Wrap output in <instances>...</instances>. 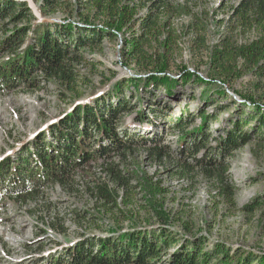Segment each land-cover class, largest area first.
Returning a JSON list of instances; mask_svg holds the SVG:
<instances>
[{"label":"trees","instance_id":"trees-1","mask_svg":"<svg viewBox=\"0 0 264 264\" xmlns=\"http://www.w3.org/2000/svg\"><path fill=\"white\" fill-rule=\"evenodd\" d=\"M185 1L187 4L178 5L175 0H41L43 18L66 10L79 16L68 17L62 24L39 21L28 1L0 0V95H33L53 85L66 101L79 99L82 87L89 83L79 67L85 54L101 48L106 40L122 41L123 65L134 67L137 75L116 80L108 94L92 102L74 104L57 123L21 146L14 158L0 162V205L5 198L37 205L45 198V188L61 186L70 194L88 196L97 211L120 229L105 238L85 235L62 254L41 257L39 264H264V255L242 249L216 245L207 251L206 241L194 238L181 243L183 237L167 227L166 217L155 204L151 210L161 223L156 229L136 213L147 208L138 203L142 189L160 198L169 194L160 183H153L145 174L139 177L126 164L138 151L146 152L155 166L175 169V178L180 180H193L200 170L217 183L225 203L236 208L237 188L226 176L229 160L255 140L264 146V96H257L264 92V0H240L216 43L207 39L205 12L192 9L199 6L198 0ZM183 14L193 19L176 24ZM184 51L206 66V80L178 63ZM246 75L256 81L246 95L235 91L240 104L232 102L239 106L240 116L230 119L232 128L211 154L208 132L218 115L207 112L208 104L216 94L231 100L217 82L232 88ZM196 85L203 87L202 105L191 111L185 103L179 117L173 119L174 130L180 134L179 159H173L159 139L127 131L120 134L122 124L136 110L131 100L141 104L145 92L156 95L160 89L168 99L176 100L179 87ZM212 87L215 91H208ZM243 107L253 113L244 118ZM196 119L201 120L198 127H194ZM145 120L141 107L134 121ZM47 134L53 141H47ZM202 150H206L207 160L196 158ZM75 177L82 178L84 190L78 188ZM261 207L257 202L247 210L255 213ZM60 219L55 218L52 226L60 222L66 229ZM125 225L130 228L122 232Z\"/></svg>","mask_w":264,"mask_h":264},{"label":"rangeland","instance_id":"rangeland-1","mask_svg":"<svg viewBox=\"0 0 264 264\" xmlns=\"http://www.w3.org/2000/svg\"><path fill=\"white\" fill-rule=\"evenodd\" d=\"M40 2L41 0H29L39 21L63 23L68 17L71 20L79 19L77 15L71 16L69 10L43 18L39 12ZM175 3L187 4L185 0H175ZM236 3V0H198V7L190 5L197 13H208H204L202 17L207 20V39L210 43H216L221 37L224 23L228 21ZM192 19L191 16L183 14L175 23L187 24ZM184 39L187 42V38ZM121 47L120 39L113 43L106 40L101 48L85 54L86 60L79 69L89 83L88 86L82 87V96L79 99L66 101L58 95L53 85L33 95L22 92L0 95V162L6 157L14 158L21 146L30 143L38 133L57 123L65 113L72 110L74 104L92 102L100 95L108 94L116 80L137 76L134 67L123 65ZM181 62L187 65L190 72L204 80L207 79L206 66L200 60H193L189 51H184L183 58L178 63ZM169 76L173 77L170 74ZM255 81L252 76L246 75L234 83L232 88L217 82L227 91L229 97L231 96V100H222L221 96L216 94L213 102L208 104L210 107L207 112L218 115V120L208 132L207 148H213L211 154L218 148L216 146L219 138L232 128L230 119L234 120L240 116L239 106L232 102L240 104V98L235 91L238 95H246ZM202 89L200 85L179 87L176 100L168 99L164 89L157 91L156 95L145 92L141 104L131 100L136 110L126 119L127 124H122L120 134L123 135L127 131L129 135L137 133L147 139H159L162 146L169 149L171 157L179 159V152L172 150L180 142V134L174 130L173 119L179 117L185 103L191 111L202 105ZM208 91H215V88H208ZM125 94L127 97L131 95L128 89ZM261 95L264 96L263 91L257 93L258 97ZM220 106L224 108L218 110ZM141 107L145 110L147 119L143 123L134 121L136 112H139ZM243 110L244 118L253 113L248 107H243ZM199 123L200 121L196 120L194 127ZM52 137L47 134V141H53ZM206 157L204 150L198 159L203 161ZM229 161L230 169L226 176L237 188L236 208L225 203L218 195L217 183L210 181L200 170L193 180H180L175 178V169L165 164L162 167L155 166L146 152L138 151L126 164L135 170L139 177L145 174L153 183H160L169 194L167 198H160L142 189L138 203L146 205L147 208H141L136 213H139L140 219L150 221L156 229L160 221L151 207L155 204L166 217L164 221H167V227L183 237L181 243L185 238L201 239L206 241L207 251L219 245L231 250L242 249L251 254L264 255V146H258L255 140L236 152ZM116 162H119V159H116ZM93 173L96 175L98 171L94 170ZM75 180L79 183L78 188L84 190L82 178L75 177ZM43 194L45 198L37 205L31 202L16 204L6 198L3 205H0V264H39L41 257L58 256L70 243L85 235L92 237L120 230L112 219L97 211L86 195L70 194L61 186L47 187ZM257 202H261L262 207L255 213L249 212L247 209ZM58 217L62 219L66 229L60 227V222L56 227L52 226L54 219ZM125 228L129 229L130 226L125 225Z\"/></svg>","mask_w":264,"mask_h":264},{"label":"built area","instance_id":"built-area-1","mask_svg":"<svg viewBox=\"0 0 264 264\" xmlns=\"http://www.w3.org/2000/svg\"><path fill=\"white\" fill-rule=\"evenodd\" d=\"M237 1V3L235 4V6L234 7H236L238 4H239V2H240V0H236ZM58 22H61V21H58ZM62 23V22H61ZM66 22H63L62 24H65ZM209 108V107H208ZM196 120H199L200 121V123H199V125L201 124V120L200 119H196ZM195 120V121H196ZM198 125V126H199ZM197 126V127H198ZM225 136V135H224ZM223 136V137H224ZM223 137H221V138H223ZM221 138H219V140L221 139ZM219 142V141H218ZM217 147V146H216ZM172 150H174V151H176V152H179V150H180V148H179V145H176V147L174 148V149H172ZM204 150H202L198 155H197V159H198V157L202 154V152H203ZM204 154V153H203ZM200 160V159H199ZM190 161L192 162V160L190 159ZM108 228H111V227H109L108 226ZM125 231H127V229L125 228L124 230H122V232H125ZM92 236H94V235H92ZM98 236L99 237H102V238H105V237H108V236H114V233H111V234H98ZM78 241V240H77ZM77 241H74L73 243H70V246H72L73 244H75Z\"/></svg>","mask_w":264,"mask_h":264},{"label":"water","instance_id":"water-1","mask_svg":"<svg viewBox=\"0 0 264 264\" xmlns=\"http://www.w3.org/2000/svg\"><path fill=\"white\" fill-rule=\"evenodd\" d=\"M24 1H28L29 2V0H24Z\"/></svg>","mask_w":264,"mask_h":264}]
</instances>
